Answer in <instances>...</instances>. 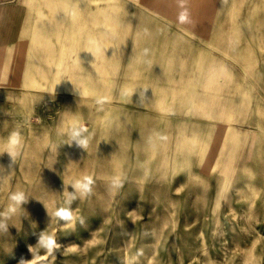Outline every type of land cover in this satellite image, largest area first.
<instances>
[{
  "label": "rangeland",
  "instance_id": "1",
  "mask_svg": "<svg viewBox=\"0 0 264 264\" xmlns=\"http://www.w3.org/2000/svg\"><path fill=\"white\" fill-rule=\"evenodd\" d=\"M29 1L0 47V264H264V0H115L106 74L29 57Z\"/></svg>",
  "mask_w": 264,
  "mask_h": 264
},
{
  "label": "crops",
  "instance_id": "2",
  "mask_svg": "<svg viewBox=\"0 0 264 264\" xmlns=\"http://www.w3.org/2000/svg\"><path fill=\"white\" fill-rule=\"evenodd\" d=\"M14 1L0 0V47L16 41L18 27L13 12ZM144 1L148 5L160 7L163 11H173L174 9V5L168 0ZM29 3L34 17L22 33L23 40L25 38L30 41L25 45L28 48L29 57H35L34 49H39V41L46 40L47 46L50 48L58 47V45L62 47V54L56 48L54 51L48 50L46 54L55 56L56 52H59L64 58L67 54L74 53L80 56L87 55L93 61L97 72L102 68V72L106 74L104 46L101 45L98 38L101 33L99 26L103 11L109 12L111 8H114L115 0H30ZM111 17L110 13L109 19ZM8 56V53H0V59H5ZM100 57L102 58L101 63L98 62ZM78 69L85 71L87 68L78 65ZM32 73H37V70H35L34 64L28 61L24 76L26 85L27 80L38 79L36 75L32 77ZM88 79L87 73L77 79L78 92L86 93L89 86ZM34 85L36 86V84ZM105 85L104 88H107V84Z\"/></svg>",
  "mask_w": 264,
  "mask_h": 264
},
{
  "label": "clouds",
  "instance_id": "3",
  "mask_svg": "<svg viewBox=\"0 0 264 264\" xmlns=\"http://www.w3.org/2000/svg\"><path fill=\"white\" fill-rule=\"evenodd\" d=\"M75 135L79 136L80 134L77 132V133H75ZM10 139H11V143L13 145L17 144L18 143V133H15V132L12 133V136ZM78 143L82 146V145H86L87 141L81 139L78 141ZM74 187L79 189V188L86 187V185L77 183L76 185H74ZM12 199L17 201V202H23L24 196L23 195H14V196H12ZM56 215L61 217V218H64V219H68L71 216L69 211H66V210H60L56 213ZM54 244H55L54 239L44 233V234H41L40 238L38 239L36 246H32V245L29 246V251L32 252L33 248L39 247V246H45V247L51 248ZM20 264H30V262L25 261V260H21Z\"/></svg>",
  "mask_w": 264,
  "mask_h": 264
}]
</instances>
